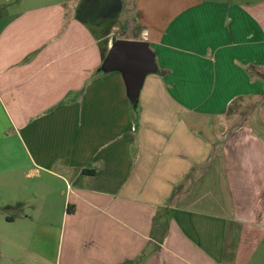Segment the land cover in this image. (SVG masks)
<instances>
[{"label": "crops", "instance_id": "crops-1", "mask_svg": "<svg viewBox=\"0 0 264 264\" xmlns=\"http://www.w3.org/2000/svg\"><path fill=\"white\" fill-rule=\"evenodd\" d=\"M117 39L156 54L137 108L102 68ZM249 64L264 68V0H0V199L24 203L28 170L33 235L61 217L33 264H247L244 226L264 241V80Z\"/></svg>", "mask_w": 264, "mask_h": 264}, {"label": "rangeland", "instance_id": "rangeland-1", "mask_svg": "<svg viewBox=\"0 0 264 264\" xmlns=\"http://www.w3.org/2000/svg\"><path fill=\"white\" fill-rule=\"evenodd\" d=\"M128 7H130V3L128 2ZM133 30L128 29L125 33L126 36L132 37L133 36ZM234 103H232L233 107L234 105L240 104L239 99L234 100ZM254 100H246L244 101V107L245 112L248 114H253L251 112L254 110L252 107ZM246 105V106H245ZM133 108V107H132ZM1 153V157L5 158L3 156V153ZM0 157V158H1ZM27 173H30L28 170L24 173L22 172V178L20 179L21 185L25 184L28 187L24 189L22 186L19 188L20 192V199L24 200V203H14V197L10 195V192L13 189H10V192L8 191L6 193V197L0 199V264H9L10 260L7 259L4 255L9 254L10 256H14L15 258L19 256V259H24L26 263L33 264L38 259L37 256L34 254L31 248H29L32 244L41 243L44 246V248L49 251L50 253H53V251H56V248L58 246V243L60 241L59 234H60V223H61V217L60 215H57L55 217V228L52 227H45L42 228L44 230H41L40 232L36 233L39 234L38 236L33 235L34 234V221H32V218H25L26 214L24 212H32V200L31 195L28 194L31 191V183L35 179L31 175H26ZM11 175V174H10ZM1 181V177H0ZM56 184L61 186V182L56 180ZM9 189V188H8ZM3 187L0 184V193H2ZM16 192L18 191V188L16 186ZM22 192V193H21ZM24 192H27V195L24 194ZM256 203H251L249 208L252 209V211H255ZM57 209L60 211L62 205L58 204ZM24 215V216H23ZM32 216V214H29ZM6 216H13L16 218V221L14 223H7ZM48 221V220H46ZM46 221L44 224H46ZM248 222V221H246ZM256 221H251V224H254ZM252 226L246 225L244 226V262L247 264H264V241L261 243L257 240L258 233L256 232V228H251ZM250 229V230H249ZM18 234V235H17ZM264 232L259 233V238H264ZM260 240V239H259ZM23 254H22V253Z\"/></svg>", "mask_w": 264, "mask_h": 264}, {"label": "water", "instance_id": "water-1", "mask_svg": "<svg viewBox=\"0 0 264 264\" xmlns=\"http://www.w3.org/2000/svg\"><path fill=\"white\" fill-rule=\"evenodd\" d=\"M105 71L122 72L127 93L133 104L138 103L146 76L158 70L156 54L147 40L117 39L102 65Z\"/></svg>", "mask_w": 264, "mask_h": 264}, {"label": "trees", "instance_id": "trees-1", "mask_svg": "<svg viewBox=\"0 0 264 264\" xmlns=\"http://www.w3.org/2000/svg\"><path fill=\"white\" fill-rule=\"evenodd\" d=\"M246 68H247V70L250 73V76L252 78H262L264 80V68H261L257 65H254V64H249L246 66ZM132 106L134 108H137V104L132 103ZM234 106H236V105H234ZM232 108H235V107H233V105H232Z\"/></svg>", "mask_w": 264, "mask_h": 264}]
</instances>
